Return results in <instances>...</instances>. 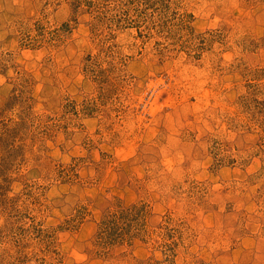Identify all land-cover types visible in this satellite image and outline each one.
Returning a JSON list of instances; mask_svg holds the SVG:
<instances>
[{"label": "rangeland", "instance_id": "rangeland-1", "mask_svg": "<svg viewBox=\"0 0 264 264\" xmlns=\"http://www.w3.org/2000/svg\"><path fill=\"white\" fill-rule=\"evenodd\" d=\"M0 264H264V0H0Z\"/></svg>", "mask_w": 264, "mask_h": 264}]
</instances>
